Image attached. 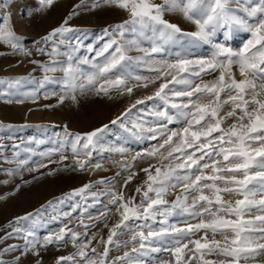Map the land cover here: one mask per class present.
<instances>
[{"label": "snow or ice", "instance_id": "6c2138e0", "mask_svg": "<svg viewBox=\"0 0 264 264\" xmlns=\"http://www.w3.org/2000/svg\"><path fill=\"white\" fill-rule=\"evenodd\" d=\"M53 4L37 0L22 15L43 14ZM102 6L122 10L126 18L103 29L108 39L98 51L89 45L81 54L82 42L70 34L82 30L69 21L79 10ZM11 7L0 0V56L29 57L40 75L0 78L3 102L36 103L41 95L60 93L62 104L89 91L111 98L155 90L83 134L65 125L63 135L47 139L15 137L14 126L0 122V185L14 184L0 201L31 182L25 173L49 164L84 171L94 153L126 155L118 130L146 145L133 160L157 163L141 169L145 178L131 195L125 190L139 173L125 162L112 178L13 217L0 226V264H45L49 248L59 252L69 245L74 251L55 256L53 264H264V83H258L264 82V0H80L59 26L32 41L34 48L16 33ZM234 32L249 36L238 50L230 44ZM201 45L208 46L205 57L194 53ZM46 143L47 150H37ZM102 167L95 163L93 170ZM124 171L130 174L117 187L113 181ZM113 216L118 219L109 224ZM174 216L183 227L170 222ZM52 222L61 226L37 235ZM125 234L129 239L121 240Z\"/></svg>", "mask_w": 264, "mask_h": 264}, {"label": "rangeland", "instance_id": "374dc122", "mask_svg": "<svg viewBox=\"0 0 264 264\" xmlns=\"http://www.w3.org/2000/svg\"><path fill=\"white\" fill-rule=\"evenodd\" d=\"M12 7L9 9L12 15V20L15 24V31L17 34L27 38L26 47L34 48L32 41L39 40L41 36L46 34L51 29L59 26L64 19L73 10V6L78 4L80 0H54L53 6L43 14L33 15L31 18L22 15V13L30 8H34L37 0H6ZM126 18V14L119 9L102 6L95 10H79V14L74 16L69 21V26L81 29L82 31L72 33L74 37H78L82 42L81 54H87V46L91 45L97 51L103 46L108 39L104 36L103 29L110 25L120 23ZM171 22L177 23L185 31L193 30L192 26L182 20L178 16H169ZM249 38L247 33L234 32L233 39L230 41L234 49H239L242 44ZM194 53L198 57H205L209 54L208 46L201 45L194 49ZM91 53L88 55H94ZM135 55L136 53H131ZM36 59H47L46 57H35ZM29 57L5 55L0 56V78L8 77H24L29 74L39 76L40 73L34 72L36 67L29 62ZM102 59V58H101ZM210 78V77H208ZM264 83V82H258ZM31 87V86H28ZM155 88L150 86L148 89H141L135 92L131 97L127 96H105L103 94L96 95L89 91L78 96L77 101H72L70 98L65 99L62 104H58L57 96H51L49 99H44L43 95L36 103L30 101L24 104L5 103L0 100V122L5 125L11 124L14 127L10 130L15 137H29L35 136L37 138L47 139L53 136L54 133L63 135V126H67L68 131L72 133H87L103 124L109 122L119 116L125 108H127L136 99L143 96L150 95ZM51 105V107H45ZM227 123H231L228 121ZM27 125V127H26ZM55 125L56 127L45 128L40 126ZM131 126L129 122V127ZM172 127H176L173 125ZM116 130V126H113ZM178 130V128H177ZM0 134H3L0 131ZM120 141L122 144L128 146L129 151L126 155L103 153L102 155H94V159L86 165L84 171L69 168L63 169L62 165L49 164L47 169H40L39 172L25 173V179L31 181L29 184L21 187L14 196H11L5 201H0V226H3L7 221L13 217L23 215L27 212H32L49 200L77 189L85 183L95 182L101 177L112 178L116 172L121 171L122 163H130L132 165L131 171L139 173V175L129 184L125 190L126 195H131L137 184L141 183L145 178V174L141 171L142 168L148 167L150 164H156L157 161L149 157H140L133 160V156L137 151L143 152L146 145L144 143L136 142L129 133L123 130H118ZM114 140H109V143H114ZM7 143H11L8 141ZM155 143V142H152ZM51 145L46 143L41 145L38 151L47 150ZM71 155V153H68ZM34 159H38L35 158ZM55 159H58L56 157ZM47 163V160L44 161ZM95 163H101L103 167L100 170H93ZM56 168L54 175H47L49 169ZM44 173V175H41ZM130 174L128 171L121 172L119 177H116L113 183L119 187L124 178ZM33 176L36 179H33ZM5 178L3 173H0V179ZM16 182H19L18 180ZM14 184L0 185V193L9 191ZM179 193V189L170 193L167 197L169 200L174 199L175 195ZM117 216L111 217L109 224L117 220ZM170 222L176 223L177 226L183 227V219L181 217H170ZM195 222V221H193ZM59 222H52L37 229V235L41 238L49 231H55L60 227ZM102 227V225H101ZM95 231V230H94ZM107 229H104L106 234ZM121 240L129 239L127 234L120 236ZM19 243L20 241H9V243ZM131 247V245H130ZM103 245L100 246L102 251ZM74 249L69 245L67 248L57 252L53 248H49L45 253V264H53L55 256L68 255ZM121 252L124 249L120 250ZM119 252H114L113 255H118ZM162 259H168V254L161 252ZM25 264H33L31 259L25 261ZM158 264V261H154Z\"/></svg>", "mask_w": 264, "mask_h": 264}]
</instances>
